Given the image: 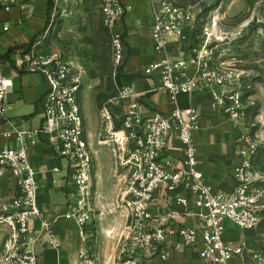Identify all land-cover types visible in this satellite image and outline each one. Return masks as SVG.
I'll return each mask as SVG.
<instances>
[{
  "label": "built area",
  "instance_id": "built-area-1",
  "mask_svg": "<svg viewBox=\"0 0 264 264\" xmlns=\"http://www.w3.org/2000/svg\"><path fill=\"white\" fill-rule=\"evenodd\" d=\"M8 0H0V10L10 11ZM126 0H99L103 24L111 34L112 81L118 95L109 103L120 104L117 127L107 107L102 118L109 128L105 141L110 144L117 179V193L111 204L118 215L120 256L123 264H167L166 249L194 251L204 263L264 264V252L251 249L246 242L232 245L225 241L226 222L240 231H256L264 225V157L259 144L244 133L242 94L236 84L239 76L215 65L208 47L203 50L179 45L182 31L175 22L179 16L165 3L151 10L152 61L143 77L153 81L151 91H162L174 108L169 113L151 111L137 99L140 95L128 79V49L120 31L131 7ZM7 29V28H6ZM182 38H184L182 36ZM37 42L22 55L25 72L41 75L46 92L40 99L43 124L40 130L11 128L3 138H14L16 146L0 148V176L9 172L17 184V193L3 207L0 230L4 238L0 264H38V247L44 242L55 247L49 223L34 227L43 215L38 205V172L30 163L29 149L40 134L48 136L55 157L65 161L64 177L73 184L67 218L78 228L80 248L78 264L88 263L87 227L92 223L99 196L92 193L94 157L88 143L84 118L77 98V87L70 81L67 68L53 59L35 53ZM13 78L0 70V119ZM208 95L217 110L241 135L235 141L237 163L229 174L227 191L214 190L198 169L195 133L200 128V113L192 107H179V97ZM123 110V111H122ZM171 139L183 147L179 166L164 159ZM60 173L59 168H53ZM170 195L167 212L153 213L159 191ZM193 221L192 226L178 219ZM113 231L107 233L111 236Z\"/></svg>",
  "mask_w": 264,
  "mask_h": 264
},
{
  "label": "crops",
  "instance_id": "crops-1",
  "mask_svg": "<svg viewBox=\"0 0 264 264\" xmlns=\"http://www.w3.org/2000/svg\"><path fill=\"white\" fill-rule=\"evenodd\" d=\"M144 1H125L131 7L120 27L124 40L129 46L126 61L127 76L134 82L135 90L140 95L137 99L144 103L147 109L169 113L174 106L170 103L168 95L160 90L151 91L154 87L153 81L142 75L145 66L153 59L151 31H148L145 42L146 31L140 29V26H145L148 22L151 26L149 15L151 10L147 15L144 14L142 6ZM54 3L55 0H8L10 11L0 10V70L2 74L13 78V88L6 95L4 115L0 119V148L16 146L14 138H3V133L11 128L38 131L42 127L44 116L40 99L46 92L45 80L39 74L25 72L22 55L34 43L38 32L49 27ZM187 106L196 108L200 113V128L195 133L198 169L214 190L227 191L231 185L228 174L237 163L235 146L225 143L223 137L208 134L206 115L212 112V109L207 95L197 93L191 97L180 96L179 107ZM28 153L30 163L38 172V205L43 215L41 220L34 222V227L40 228L42 222L49 223L56 243L55 247H51L45 243L44 239L38 247V264H78L80 248L78 228L73 220L65 216L69 211V196L74 190L70 179L64 177L65 163L55 157L48 136L45 134L38 136L36 144L30 147ZM107 153V164H103L100 152L94 150L93 178L94 191L98 196L101 197L103 187L110 189L107 197L110 204L117 193V179L114 158L109 151ZM182 157V145L171 139L164 159L178 167ZM53 168H59L61 172L55 173ZM5 177L0 176V178ZM11 179L13 180L12 177ZM171 198L162 190L159 191L153 204V213L158 215L167 212ZM101 211L106 214L112 213L109 209L99 208L100 213ZM177 223L185 226L193 225L192 220L182 218L178 219ZM96 226L98 238L95 248H97L96 251L99 249L97 255L105 258L107 263H114L119 248L115 237V234L119 232V224L115 223L112 226L99 221ZM112 230H114L115 243L111 244V240L106 235ZM235 230L237 229L233 224L226 222L224 238L227 243L238 245L246 242L251 249H260L264 252V225L256 231H242L241 233H245L246 236L241 240L236 236L238 230ZM112 236L113 234L110 236L111 239ZM98 243H102V247H99ZM109 244L112 245L111 248ZM166 253L167 264H210L204 263L194 251L187 248L176 252L166 249ZM229 264H240V259L235 258Z\"/></svg>",
  "mask_w": 264,
  "mask_h": 264
},
{
  "label": "rangeland",
  "instance_id": "rangeland-1",
  "mask_svg": "<svg viewBox=\"0 0 264 264\" xmlns=\"http://www.w3.org/2000/svg\"><path fill=\"white\" fill-rule=\"evenodd\" d=\"M163 3L179 16L175 22L177 31H182L179 45L199 50L208 47L215 65L221 66L226 73L239 76L236 87L242 94L240 113L245 120L244 133L255 139L260 146L259 155L264 157V0H145L142 5L144 14ZM140 29L146 31V42L148 31H151L149 22ZM110 41L111 34L103 24L99 0H55L49 27L38 32L34 40L37 42V56L53 59L67 68L70 81L77 87V98L93 157L94 150L99 151L103 164H107V152L111 153L110 144L105 142L110 138H104L109 125L102 118L103 108L107 107L113 119V128H118L117 117L122 106V103H109L118 95L111 76ZM126 47L129 50L127 44ZM210 101L212 114L206 115L208 134L223 137L225 143L235 146L240 130L218 112L211 98ZM3 176L6 179L0 178V217L4 215L3 207L17 193L12 175L4 172ZM94 186L92 177V193H95ZM109 191L107 187L102 188L97 207L93 206L94 218L87 227L89 264H123L125 260L119 254L118 237L116 244L119 248L114 263H107L105 258L97 255L99 249L96 251L95 248L98 238L96 224L100 221L113 226L119 222L118 215L112 212V203L108 204ZM99 208L109 209L112 213H100ZM113 232L112 239L106 235L111 244L115 243ZM241 232L238 230L236 235L240 240L246 236ZM3 238L0 230V248ZM98 245L102 247V243Z\"/></svg>",
  "mask_w": 264,
  "mask_h": 264
}]
</instances>
